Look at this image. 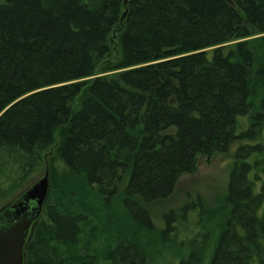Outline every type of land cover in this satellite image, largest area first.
<instances>
[{
    "label": "trees",
    "instance_id": "obj_1",
    "mask_svg": "<svg viewBox=\"0 0 264 264\" xmlns=\"http://www.w3.org/2000/svg\"><path fill=\"white\" fill-rule=\"evenodd\" d=\"M237 143L221 218L172 264H264V0H0V210L49 148L66 167L25 264L170 256L178 215L150 207Z\"/></svg>",
    "mask_w": 264,
    "mask_h": 264
},
{
    "label": "rangeland",
    "instance_id": "obj_2",
    "mask_svg": "<svg viewBox=\"0 0 264 264\" xmlns=\"http://www.w3.org/2000/svg\"><path fill=\"white\" fill-rule=\"evenodd\" d=\"M117 55V51L115 54L113 53V56L109 60V62L114 63L115 61H117ZM238 146L239 144L237 143L233 145L226 154H218L210 159L199 157L197 171L195 173L182 176L176 186L174 194L170 198L155 203L150 207V210H153V220L158 230H162L165 225V219L163 218L164 215L173 212L178 215V220H176V226L178 230V243L177 245H170V247H174L176 249H171L170 251L167 250V254H169L170 256L162 257V255V258L158 259L154 264H172L174 258L177 259L181 257V255L184 256V250L180 248V246H182V243H186L190 238L194 237L198 233V231H200L201 226H208L211 229L212 224L216 225L215 222L218 220L217 217L221 218L222 213L220 214L221 208L219 204L222 203L223 199H225L226 197V189L229 181V176L233 167L234 156ZM56 148L57 144L49 148L44 153L43 156L46 163L45 170L43 174L33 183H31L28 188L42 179L46 173H49L50 177V170L52 165H54L60 172L66 170L65 165L57 155ZM50 195L51 192L49 193V197L47 199L48 202L50 201ZM193 203L197 205L202 203L206 212L211 213L206 214L205 219L202 220L201 225L198 216V208L193 211L189 210L186 215L183 212V208L185 206ZM8 206L2 208L0 210V213L4 211ZM42 220H46V217H41L38 223ZM140 241L142 242V244L146 242L145 239H142ZM170 247L167 248L170 249ZM165 252L166 251H164L163 254Z\"/></svg>",
    "mask_w": 264,
    "mask_h": 264
},
{
    "label": "water",
    "instance_id": "obj_3",
    "mask_svg": "<svg viewBox=\"0 0 264 264\" xmlns=\"http://www.w3.org/2000/svg\"><path fill=\"white\" fill-rule=\"evenodd\" d=\"M49 193L46 173L0 213V264H25V247L43 215Z\"/></svg>",
    "mask_w": 264,
    "mask_h": 264
}]
</instances>
